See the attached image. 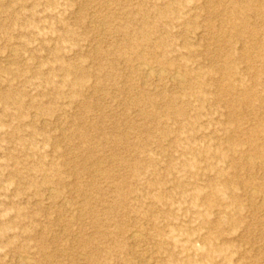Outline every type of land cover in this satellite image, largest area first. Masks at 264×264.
<instances>
[{"label":"rangeland","instance_id":"374dc122","mask_svg":"<svg viewBox=\"0 0 264 264\" xmlns=\"http://www.w3.org/2000/svg\"><path fill=\"white\" fill-rule=\"evenodd\" d=\"M248 1L239 38L228 0H0V264H264V102L240 99L264 101V0ZM152 3L165 52L138 16Z\"/></svg>","mask_w":264,"mask_h":264},{"label":"bare ground","instance_id":"6f19581e","mask_svg":"<svg viewBox=\"0 0 264 264\" xmlns=\"http://www.w3.org/2000/svg\"><path fill=\"white\" fill-rule=\"evenodd\" d=\"M228 1L231 5L229 7H226V9L224 10L225 11L224 13L230 19L228 24L230 26L231 33H233V35L238 36L240 38L241 36L245 35V33L253 32L251 24L246 19V16H247L246 13L248 11L254 10L253 6L251 5V2L247 0L243 4H239L237 2V0H228ZM152 5H154V6H151V7H153V11H154L153 14L155 15L154 20L149 21V15H148L149 13H143V14L138 13V16H140V18L142 19L141 24L143 23L145 25V27H148V28L150 27L149 29H151V30H155L156 27H159V29H161L162 32L166 33L167 37L165 38L164 41H162V44H161L162 50H163V52H165V49H167V47H171V45L168 44L170 36L168 34L169 31L163 30L165 28V26L163 24V21H161V20L164 17V15L167 14L169 11H167V9H166L167 7H162V8L157 9L156 7H158V6H156L155 3H152ZM263 6H264L263 3L260 2V4L257 6L258 12H256V14H264V7ZM161 16H162V18H161ZM138 30L141 32L143 31V29H141L140 27H138ZM119 31L122 35L125 34V28L124 27H122L121 30H119ZM163 43H166V44H164V46H163ZM122 50H123V48L121 49V51ZM170 63H172V62H170ZM163 67H164V65H162V66L158 65V67L156 68L151 63L141 62V63H139L138 69L140 70V72H141L142 76L145 78V80H148V78L153 79V77L156 78V77H159L161 74L163 75V73H164ZM62 68L65 71L68 70V68H65V65H63ZM169 68L172 70L173 75H176V77L172 81L174 83L179 82L178 83L179 85L182 84V83H180L183 81L182 78L186 79V77H188L190 80H192V79H197L200 76L198 74H194V75L186 74V73L180 74V73L176 72L175 69L172 68L171 66ZM78 73L79 72H77V74ZM223 91L225 92V94L229 95V94H232L234 91H236V87L234 85H230V86L226 85L223 88ZM253 94H254L253 91H251L249 89L245 90L241 94L240 99H241V101L250 102L256 108H261L263 106L264 101L259 100L258 103L255 104L253 99H252ZM6 97H8V96H6ZM148 101H150L148 104L150 108L156 107L155 103L151 99H148ZM163 107L165 108V110L171 109L172 104H171L170 100H168L163 105ZM180 112H181V110H177V112L175 114L180 115ZM235 129H236V131L239 130V128H235ZM229 150H232V149H229ZM254 151L257 152L260 156H264V149H259L258 147H255ZM135 165H136V167H138V164L135 163ZM252 189H250V190H252ZM253 190H255V189H253ZM138 236H140V235H138L137 232H132L130 234V239L136 240L138 238Z\"/></svg>","mask_w":264,"mask_h":264}]
</instances>
